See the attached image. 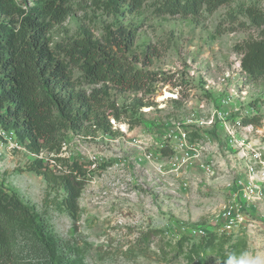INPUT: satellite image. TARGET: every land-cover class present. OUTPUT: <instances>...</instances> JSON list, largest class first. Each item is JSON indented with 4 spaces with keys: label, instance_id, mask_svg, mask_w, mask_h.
<instances>
[{
    "label": "rangeland",
    "instance_id": "rangeland-1",
    "mask_svg": "<svg viewBox=\"0 0 264 264\" xmlns=\"http://www.w3.org/2000/svg\"><path fill=\"white\" fill-rule=\"evenodd\" d=\"M103 1L70 0L67 19L50 32L51 47L85 36L106 45L109 33L120 40L131 31L130 60L161 81L149 93L101 92L118 111H130L120 121L109 117L110 132L86 123L66 134L61 157L91 162L94 171L79 199L76 232L59 204L63 192L48 194L43 176L28 171L47 153L0 148V183L34 206L58 237L86 243L85 264H198L187 252L207 233H225L230 242L244 236L247 253L235 264H264V204L251 208V227L230 234L220 218L237 175L228 131L239 135L237 123L254 116L264 126V82L247 78L237 50L261 38V28L240 26L248 22L240 12H264V0H233L197 18L159 15L160 0L136 12L128 5L109 11ZM232 13L240 17L235 22L227 20ZM102 88L75 91L88 97ZM182 237L188 240L180 251ZM208 264L221 263L214 255Z\"/></svg>",
    "mask_w": 264,
    "mask_h": 264
},
{
    "label": "trees",
    "instance_id": "trees-1",
    "mask_svg": "<svg viewBox=\"0 0 264 264\" xmlns=\"http://www.w3.org/2000/svg\"><path fill=\"white\" fill-rule=\"evenodd\" d=\"M69 1L0 0V125L15 131L30 153L39 156L45 152L50 156L36 158L28 171L43 176L48 194L63 192L59 204L67 211L76 232L79 199L94 171L90 169L91 162L61 157L66 134L83 130L86 123L110 132L109 117L120 121L130 111H118L104 96L108 90L149 93L161 79L139 68L135 64L138 60H130L128 54L135 41L131 31L121 33L120 40L109 33L106 45L85 36L52 48L50 32L55 24L67 19ZM147 1L105 0L102 4L109 11L119 12L128 5L131 12H136ZM232 1L160 0L156 11L170 17H205ZM240 14L248 20L240 26L262 30L260 39L237 47L242 55L241 68L249 80L264 82V12L249 9ZM239 18L232 13L227 20L235 22ZM76 72L81 74L77 78ZM84 85L103 88L87 97L75 91V87ZM259 120L254 116L243 122L260 126ZM187 240L182 237L178 241L180 251ZM87 246L74 237H58L34 206L0 183V264H85ZM247 249L244 236L230 242L225 233H207L190 246L187 258L189 263L208 264L215 255L221 264H235Z\"/></svg>",
    "mask_w": 264,
    "mask_h": 264
},
{
    "label": "built area",
    "instance_id": "built-area-1",
    "mask_svg": "<svg viewBox=\"0 0 264 264\" xmlns=\"http://www.w3.org/2000/svg\"><path fill=\"white\" fill-rule=\"evenodd\" d=\"M237 124L242 138L236 131H228L230 142L237 149L236 163L232 166L237 175L231 185L230 200L220 214L222 231L229 234L237 228L251 227L248 219L251 208L257 209L258 205L264 204V126L241 121ZM257 136L260 138H255ZM0 148L26 149L15 131L6 130L1 125Z\"/></svg>",
    "mask_w": 264,
    "mask_h": 264
}]
</instances>
